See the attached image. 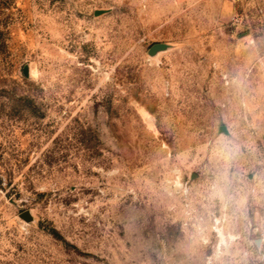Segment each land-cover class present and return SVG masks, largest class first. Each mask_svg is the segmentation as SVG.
<instances>
[{
	"label": "rangeland",
	"instance_id": "1",
	"mask_svg": "<svg viewBox=\"0 0 264 264\" xmlns=\"http://www.w3.org/2000/svg\"><path fill=\"white\" fill-rule=\"evenodd\" d=\"M0 264H264V0H0Z\"/></svg>",
	"mask_w": 264,
	"mask_h": 264
},
{
	"label": "water",
	"instance_id": "2",
	"mask_svg": "<svg viewBox=\"0 0 264 264\" xmlns=\"http://www.w3.org/2000/svg\"><path fill=\"white\" fill-rule=\"evenodd\" d=\"M170 49V45L168 44H164V43H159L154 45L150 51H149V56L152 58L157 57L160 53L166 52ZM22 219H24L26 222H33L34 221V217L32 216V214L30 212H26L22 215Z\"/></svg>",
	"mask_w": 264,
	"mask_h": 264
}]
</instances>
